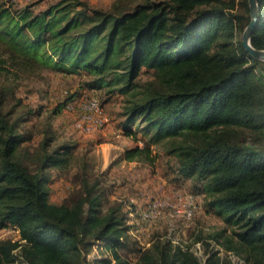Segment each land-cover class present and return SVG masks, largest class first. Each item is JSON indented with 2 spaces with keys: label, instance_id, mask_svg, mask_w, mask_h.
<instances>
[{
  "label": "trees",
  "instance_id": "16d2710c",
  "mask_svg": "<svg viewBox=\"0 0 264 264\" xmlns=\"http://www.w3.org/2000/svg\"><path fill=\"white\" fill-rule=\"evenodd\" d=\"M257 4L251 44L264 49V0ZM249 21L247 0H114L106 9L58 0L38 10L0 0L4 46L53 69L84 73L80 86L104 89L103 103L122 96L117 125L144 140L122 159L154 161L151 145L165 142L166 176L176 185L190 181L187 194L231 227L209 233L206 251L214 240L245 264H264V61L242 46ZM13 91L0 88V229L12 226L18 238L0 239V264H86L96 242L112 257L98 259L102 264H233L218 250L201 263L189 245L170 239L137 247L129 235L137 229L133 209L123 201L106 206L97 181L81 178V191L53 202L48 170L66 168L74 146L49 150L55 134L48 123L40 151L22 150L33 138L23 124L40 111L15 115L19 99L6 110ZM188 220L166 217L164 230L181 233ZM199 231L192 232L202 240Z\"/></svg>",
  "mask_w": 264,
  "mask_h": 264
},
{
  "label": "rangeland",
  "instance_id": "374dc122",
  "mask_svg": "<svg viewBox=\"0 0 264 264\" xmlns=\"http://www.w3.org/2000/svg\"><path fill=\"white\" fill-rule=\"evenodd\" d=\"M4 1L12 8L20 9L24 5L33 4L34 9L38 10L58 0H11L10 4L8 0ZM81 1L93 7L106 9L114 0ZM260 68L264 72V64H261ZM148 78L149 75L145 70L144 72L142 70L138 76L141 81ZM85 79L84 73L53 69L46 63L22 57L19 49L10 50L0 42V88L14 89V94L6 95L10 100L5 109H9L10 105L19 99L20 105L15 115L29 110L40 111V114L32 116L23 124V128L31 131L33 138L20 148L22 150L28 148L30 153L40 151L41 131L48 123L50 130L55 134V140L51 143L49 150L60 144L74 146L66 168L48 170L51 200L57 203L69 200L73 193L82 190L83 178L90 183L97 181L106 206L123 201L128 209H133L129 212V216L132 217L133 222L132 220L131 222L137 229L130 230L129 235L131 239H134L132 241L137 243V247H150L156 238L170 239L174 244L189 245L201 263L206 259L209 250H218L221 259H230L233 264H245L242 258L222 249L214 240L206 251L205 243L208 242L209 233L218 231L221 227L227 228L228 233L231 227L213 212H206L204 201L203 204L196 205L198 207L194 215L185 222L187 228L184 227L181 233L169 235L164 230L166 224L163 223L165 222L163 219L174 217L170 208H165L163 215L157 218V221L159 218L162 221L150 223L140 221L139 212L145 208L151 198L158 197L160 201L174 199L178 193L182 195L188 193L191 182L176 185L166 176L168 156L165 142L151 145V153L156 157L154 161L122 159L125 149L136 144L143 146L144 140L125 135L118 127L122 96H111L103 103L104 89L93 91L83 89L80 85ZM95 96H98L102 103V112L100 115L95 114L93 119H104L101 125L84 119L85 105L91 97ZM60 105H62L60 111L54 114L53 109ZM137 135L140 137V134ZM29 168L34 170V165H29ZM193 229L202 231H199L202 240L194 238ZM9 237L13 240L17 239V229L12 226L0 229V239ZM95 245L86 256V264H102L98 259L107 257L112 259L107 250L97 247V245L100 246V242H96ZM123 254L130 259H135L137 256L135 252Z\"/></svg>",
  "mask_w": 264,
  "mask_h": 264
},
{
  "label": "built area",
  "instance_id": "2783aa9c",
  "mask_svg": "<svg viewBox=\"0 0 264 264\" xmlns=\"http://www.w3.org/2000/svg\"><path fill=\"white\" fill-rule=\"evenodd\" d=\"M84 119L87 122L95 121L101 125L104 119L97 118L93 119L95 114L100 115L101 104L97 97H91L87 104L85 105ZM197 199L190 194H176L174 199L169 200H158V197L151 198L144 209L139 212V217L143 222H153L156 221L158 217L162 216L165 208H170L172 211V216L183 217L185 219H190L193 211L196 209Z\"/></svg>",
  "mask_w": 264,
  "mask_h": 264
},
{
  "label": "water",
  "instance_id": "95a60500",
  "mask_svg": "<svg viewBox=\"0 0 264 264\" xmlns=\"http://www.w3.org/2000/svg\"><path fill=\"white\" fill-rule=\"evenodd\" d=\"M250 14V21L241 33V43L248 54L260 61H264V49H257L251 44V34L258 21V4L257 0H247Z\"/></svg>",
  "mask_w": 264,
  "mask_h": 264
},
{
  "label": "crops",
  "instance_id": "0c3cea01",
  "mask_svg": "<svg viewBox=\"0 0 264 264\" xmlns=\"http://www.w3.org/2000/svg\"><path fill=\"white\" fill-rule=\"evenodd\" d=\"M120 120H121V118H120ZM18 238V237H17Z\"/></svg>",
  "mask_w": 264,
  "mask_h": 264
}]
</instances>
